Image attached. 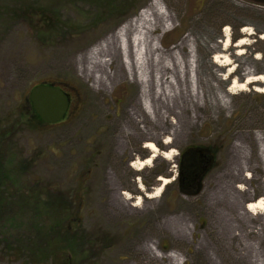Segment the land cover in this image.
<instances>
[{"label": "rangeland", "instance_id": "rangeland-1", "mask_svg": "<svg viewBox=\"0 0 264 264\" xmlns=\"http://www.w3.org/2000/svg\"><path fill=\"white\" fill-rule=\"evenodd\" d=\"M151 1L115 0L106 8L94 0H0L8 10L0 11V123L13 149L12 188L50 189L55 197L80 195L67 207L79 211L84 243L74 255L66 253V264H264V211L252 214L242 204L243 196L248 204L264 198V180L258 176L264 172V154L257 139L264 141V93L254 90L257 84L229 93L232 80H243L247 69L264 74V2L160 0L174 24L156 32L159 45L169 51L186 39L191 79L197 80L204 102L166 109L164 122L140 119L143 112L135 108L139 86L115 76L116 65L108 69L112 76L102 89L74 61ZM45 6L53 12H44ZM55 11L71 31L66 26L64 34L55 32ZM245 27L252 35L242 32ZM227 34L230 47L223 50ZM241 39L246 45L235 47ZM218 56L223 58L217 64ZM39 84H58L70 95L71 108L61 123H42L32 109L29 95ZM216 131L224 152L232 146L245 152L232 157L230 178L220 185L230 191V204L219 195L217 210L208 204L211 199L203 203L185 195L178 184L182 151L210 144ZM148 142L158 145V156L136 171L131 165L151 155ZM170 150L175 156L167 160L163 155ZM226 157L223 153L221 161ZM243 168L249 175L245 184L238 181ZM160 178L171 183L158 198L147 197L161 185ZM15 202L0 216V264H59L57 257L40 262L29 255L27 248L40 244L39 233L45 230L42 221L30 220Z\"/></svg>", "mask_w": 264, "mask_h": 264}, {"label": "bare ground", "instance_id": "bare-ground-1", "mask_svg": "<svg viewBox=\"0 0 264 264\" xmlns=\"http://www.w3.org/2000/svg\"><path fill=\"white\" fill-rule=\"evenodd\" d=\"M173 21V17L164 4L160 0H153L138 14L127 20L117 31L86 52L81 57V61L76 59L74 61L81 65L79 71L86 78L93 79V86L102 89L108 87V81L112 76L109 75L108 69L116 65L115 76L128 78L139 86L140 94L135 108L143 112L140 119L168 121L166 109L169 111V109H175L174 107H176L183 110V108L187 109L204 104L202 101L203 93L199 90L197 80L191 79L190 72L192 70L190 66L192 60L186 50V39L169 51L163 50L159 45L160 36H156V32L160 29L162 31L171 30L170 27L174 24ZM226 31H228L227 28ZM242 32L247 35L253 33L247 27ZM262 38H264V35ZM245 45V39H241L234 46L243 47ZM229 47L230 37L227 34L223 50ZM216 58L214 62L218 64L220 62L218 58L222 59L223 56ZM256 58L260 59V55H257ZM228 61L230 60L228 59ZM254 84H257L254 87L256 92L264 93V74L257 75L252 69H247L243 80H232V88L229 89V93L235 92L232 91L235 89L247 91L248 87ZM217 101L224 107L230 105L229 101L221 96H217ZM133 119L139 121L136 116ZM257 139L260 141V150L264 154V141L261 136ZM165 145L170 147V137ZM145 148L151 152V155L144 161H137L131 165L136 171L151 165L154 158L158 156L159 148L154 142L146 143ZM244 153L241 152V157H244ZM174 156L175 152L173 150L167 151L163 155L167 160H171ZM242 163L244 164L243 158ZM244 171L245 168H243V176L248 177L249 175ZM159 182L161 185L154 190L153 194L147 195V197L158 198L161 196L164 187L171 183L167 178H160ZM141 201L142 199L138 198L136 205L138 206ZM242 204L252 214L264 211V198H259L255 203L248 205L242 199ZM262 222L264 226V215L262 216Z\"/></svg>", "mask_w": 264, "mask_h": 264}, {"label": "trees", "instance_id": "trees-1", "mask_svg": "<svg viewBox=\"0 0 264 264\" xmlns=\"http://www.w3.org/2000/svg\"><path fill=\"white\" fill-rule=\"evenodd\" d=\"M94 1L95 3L98 2L96 4H99L101 7H103L104 4L106 8H110L115 2V0ZM42 10L47 13L52 11L53 8L45 6ZM0 11L4 12L8 10L0 6ZM12 14H16V11ZM54 14L53 17L59 27L55 32L57 34H64L66 32L64 30L66 26L71 31L70 25L61 20L59 12L55 11ZM99 20L102 21V16L99 17ZM78 32L79 31H76L72 34H77ZM56 86L61 87L67 92L62 86L58 84H56ZM8 134L9 131L6 129L3 130L2 124L0 123V216L7 211L13 210V204L16 203V200H19L18 204L23 207V212L28 214L30 217L29 219L33 220L35 223H37L38 220L42 221V229L45 230L44 235L39 233L40 244L36 246L34 244V247L27 248L29 250V255L35 257L38 261L40 260V262L53 261L54 258L57 257L60 261L59 264L69 263V258L66 257V253L74 255L78 251L77 248L84 243H82L84 237L80 234V223L77 221L79 211L69 210L67 206L76 202V200H81V197L77 193L69 196L66 194L60 196V194L56 193L57 197L59 196L57 198L52 195L50 189L45 188L29 189L26 187V190L23 187H15L13 189L12 187L14 185L10 182H14V176L12 175L14 172L11 170V161L9 157V155L13 154V149L12 147L10 148L8 144L9 141L6 137ZM35 190H37V192ZM11 202L13 203L11 204ZM45 224L49 225L50 233L47 232V226H44ZM44 227H46V229ZM6 246L7 249H11L8 241Z\"/></svg>", "mask_w": 264, "mask_h": 264}, {"label": "flooded vegetation", "instance_id": "flooded-vegetation-1", "mask_svg": "<svg viewBox=\"0 0 264 264\" xmlns=\"http://www.w3.org/2000/svg\"><path fill=\"white\" fill-rule=\"evenodd\" d=\"M257 2H264V0H254ZM217 131L213 132L210 138V144L199 143L197 145L189 146L180 154L179 168H180V178H179V189L180 192L191 196L202 199V202H211V205L216 210L218 208L219 195H224L223 203L228 207L230 204L228 189L224 190L223 187L220 188L221 183L227 181L230 178L231 160L233 156H241V152L238 149H234L232 146L228 152H224L225 148L219 145V139L217 137ZM209 139V138H206ZM239 142L245 144V139L243 135L240 134L238 138ZM241 151L244 152L242 148ZM225 153L227 156L223 161L221 157ZM242 177L238 179L240 183L245 184V176H243V170H241ZM258 176L264 180V172L258 173ZM211 181L213 187L206 188L205 182ZM213 196V198L211 197ZM245 203L248 205L246 196H243ZM216 211L215 213H217Z\"/></svg>", "mask_w": 264, "mask_h": 264}, {"label": "water", "instance_id": "water-1", "mask_svg": "<svg viewBox=\"0 0 264 264\" xmlns=\"http://www.w3.org/2000/svg\"><path fill=\"white\" fill-rule=\"evenodd\" d=\"M29 101L40 120L47 125L61 123L71 107V97L61 87L40 84L32 88Z\"/></svg>", "mask_w": 264, "mask_h": 264}]
</instances>
